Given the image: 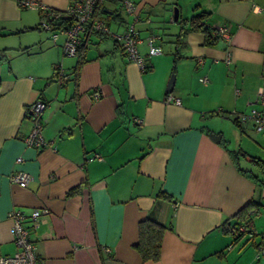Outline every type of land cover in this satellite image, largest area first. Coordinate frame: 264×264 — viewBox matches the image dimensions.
Wrapping results in <instances>:
<instances>
[{"label": "crops", "instance_id": "0c3cea01", "mask_svg": "<svg viewBox=\"0 0 264 264\" xmlns=\"http://www.w3.org/2000/svg\"><path fill=\"white\" fill-rule=\"evenodd\" d=\"M27 1L60 13L70 3ZM131 1L144 71L94 33L80 58L64 56L61 17L45 30L39 10L0 0V257L16 251L18 208L48 210L29 234L40 264H264V131L235 120L264 113V0H195L206 24L231 34L211 44L197 31L176 44L173 8L196 13L179 0ZM96 12L117 35L131 22L114 1ZM150 35L159 55H148ZM35 100L46 105L40 150L24 143ZM93 154L102 160L87 162ZM16 171L30 176L25 187L10 180ZM146 219L166 227L156 261L133 247ZM239 224L248 232L237 236Z\"/></svg>", "mask_w": 264, "mask_h": 264}, {"label": "built area", "instance_id": "2783aa9c", "mask_svg": "<svg viewBox=\"0 0 264 264\" xmlns=\"http://www.w3.org/2000/svg\"><path fill=\"white\" fill-rule=\"evenodd\" d=\"M19 7L33 8L41 12L40 27L45 30L52 28L51 20L62 18L64 22L57 31L64 35L65 40L62 46L64 56L75 57L82 41L86 42L89 35L93 32L107 34L112 38L120 41L127 58L134 61L139 68L144 71L146 68L145 59L140 57L137 51V44L140 42L138 33L134 25L138 22V11L136 5L131 0H115L122 5L124 13L131 18L129 27L122 35H117L110 31L109 26L97 17V8L105 0H70L69 6L63 12H57L47 6L27 0H16ZM255 12L261 11L260 8L254 7ZM212 34L225 42H229L231 34L225 25H215L212 27ZM53 40L57 35L53 34ZM158 37L150 35L146 38L148 55H159L161 50L155 45ZM60 75H62L60 73ZM201 82H206V78H200ZM96 94V92H95ZM262 90H259L261 96ZM46 105L41 100H35L30 103L25 109V115L32 123V128L29 134L24 138V143L28 147L37 150L43 149L47 142L43 136L42 113ZM236 122L239 125L252 123L256 132L264 131V113L252 109L247 114H238ZM94 160H102L98 154H93L86 159L87 162ZM22 159L18 157L17 163ZM10 180L20 187H25L30 180V176L22 171H16L10 176ZM48 213V210H33L28 216L21 209H13L9 212V218L12 222L13 241L16 246V251L13 255L0 257V264H40L37 260L33 242L29 234L32 229L37 226L41 216ZM29 218L31 222L30 229L24 226L25 220ZM239 232H248L246 227L240 226ZM264 256V236L261 237L258 247L257 258Z\"/></svg>", "mask_w": 264, "mask_h": 264}, {"label": "trees", "instance_id": "16d2710c", "mask_svg": "<svg viewBox=\"0 0 264 264\" xmlns=\"http://www.w3.org/2000/svg\"><path fill=\"white\" fill-rule=\"evenodd\" d=\"M110 1H114L122 7L121 3L119 2L115 0H110ZM195 9H198V6H195L193 8V11H196V13H193L187 18H181L180 15H178V19L177 21H175L179 26V31L176 35V41H175L176 44H179L180 41H182L184 35L189 31H197V32L203 33L207 44H211L218 39L212 34L213 32L212 27H210L204 21L208 15L207 12L199 10V9L197 11ZM138 21H140L139 17H138ZM93 33L112 38L111 36L107 34L105 35V34L96 33V32H93ZM112 39L114 40L116 44V48L120 50L121 52H123L125 56H127L120 41L114 38ZM76 56H79V58L82 56L81 50L78 49ZM147 69L148 67L146 66L145 70ZM159 197L166 199V200L170 199L169 194H167L166 192H160ZM240 226H242V224H239L237 228H233V232L237 236L238 235L240 236L242 234V232H239ZM165 229H166L165 226L158 224L152 220H148V219L140 221L138 223V240L133 247L139 253V255L141 256L144 262L158 260L160 256L161 237Z\"/></svg>", "mask_w": 264, "mask_h": 264}, {"label": "water", "instance_id": "95a60500", "mask_svg": "<svg viewBox=\"0 0 264 264\" xmlns=\"http://www.w3.org/2000/svg\"><path fill=\"white\" fill-rule=\"evenodd\" d=\"M178 15H179V10L177 7H174L173 8V20L174 21H177L178 19ZM1 58V56H0ZM174 82H175V74L172 73L169 77V80L167 82V86H166V89H165V92L166 93H171L172 89H173V86H174Z\"/></svg>", "mask_w": 264, "mask_h": 264}, {"label": "rangeland", "instance_id": "374dc122", "mask_svg": "<svg viewBox=\"0 0 264 264\" xmlns=\"http://www.w3.org/2000/svg\"><path fill=\"white\" fill-rule=\"evenodd\" d=\"M180 2V6L183 7L184 11L185 9L188 11L187 13H192L193 11V7L196 5V1L195 0H179Z\"/></svg>", "mask_w": 264, "mask_h": 264}]
</instances>
